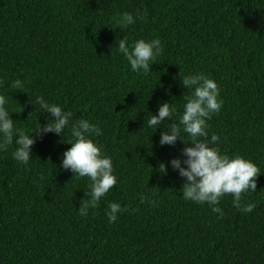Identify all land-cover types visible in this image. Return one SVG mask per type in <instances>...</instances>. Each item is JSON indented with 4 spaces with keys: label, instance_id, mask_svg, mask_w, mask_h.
<instances>
[{
    "label": "trees",
    "instance_id": "trees-1",
    "mask_svg": "<svg viewBox=\"0 0 264 264\" xmlns=\"http://www.w3.org/2000/svg\"><path fill=\"white\" fill-rule=\"evenodd\" d=\"M124 12L143 19L122 30L113 18ZM123 36L129 47L160 39L150 73L131 71L118 51ZM201 73L224 101L208 138L260 170L256 192L242 194L256 205L251 213L230 194L217 205L222 219L182 199L184 179L169 162L183 160L187 145L159 143L191 94L181 77ZM17 79L23 87L9 89ZM0 93L27 134L51 119L36 97L70 111L72 122L99 125L94 139L117 177L81 216L91 182L61 167L68 129L33 132L27 166L13 159L15 144L0 151V264H264V0H0ZM164 102L176 108L172 119L149 128ZM112 202L126 209L115 223L106 216Z\"/></svg>",
    "mask_w": 264,
    "mask_h": 264
},
{
    "label": "clouds",
    "instance_id": "clouds-1",
    "mask_svg": "<svg viewBox=\"0 0 264 264\" xmlns=\"http://www.w3.org/2000/svg\"><path fill=\"white\" fill-rule=\"evenodd\" d=\"M113 19L119 28L125 30L143 17L139 13L134 17L131 13L124 12ZM118 51L127 60L131 71L138 75L148 74L151 72L150 66L162 52V44L159 38L138 39L129 47L127 37L123 36L119 41ZM181 86L191 90V94L183 105L178 121L172 123L166 131H161L159 143L161 146H174L180 140L187 145L182 151L183 160L174 158L169 162L172 170L184 179L182 199L201 205L207 204L222 219L224 213L217 205L224 196L230 194L234 208L243 213L253 212L256 207L254 203L242 204L241 201L243 193L256 192L259 168L251 160L239 155L230 157L222 154L220 148L215 146L220 141L218 135L212 134L208 138V121L214 114H219L224 103L220 98L218 84L201 73L181 77ZM22 87L23 83L17 79L9 89ZM35 103L43 112L46 110L50 113L51 119L46 117L43 126L39 125L27 134L15 127L11 119L13 112L10 113L8 108V95L0 93V151L6 152L9 146L15 144L13 159L27 166L32 159V146L36 143L31 138L33 132L38 137L48 133L61 136L68 129L71 139L67 144L70 147L63 153L61 167L75 174L77 178L87 177L90 180V191L85 193L89 199L78 209L81 216H87L88 209L96 206L117 184L111 157L103 153V146L94 139L102 135V129L86 119L72 122L73 114L70 111H64L57 104L48 103L43 97H36ZM175 112L176 108L172 104L161 103L158 105L157 114L150 115L147 126L156 130L164 123L165 118L171 120ZM182 132L187 134L188 142L182 139ZM160 171L166 173L164 164L160 165ZM108 209L106 216L109 223H115L118 215L126 211L115 202L109 203Z\"/></svg>",
    "mask_w": 264,
    "mask_h": 264
}]
</instances>
